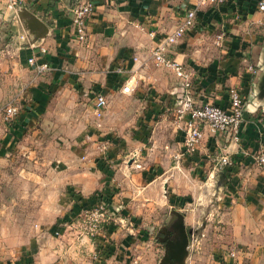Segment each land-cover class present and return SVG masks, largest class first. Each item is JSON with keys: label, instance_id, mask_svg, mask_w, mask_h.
<instances>
[{"label": "crops", "instance_id": "obj_1", "mask_svg": "<svg viewBox=\"0 0 264 264\" xmlns=\"http://www.w3.org/2000/svg\"><path fill=\"white\" fill-rule=\"evenodd\" d=\"M84 1L27 0L17 16L0 0V111L12 102L20 108L13 122L0 115V264H131L136 257L140 264H157L159 249L153 239L163 245L173 237L176 213L183 214L192 231L182 264H225L231 249L239 251L245 264H264V173L255 162L264 150V93L258 90L264 73L262 0L198 7L196 27L171 49L172 60L195 71L199 102L227 107L230 87L240 88L247 100L239 144L208 131L200 147L184 153L183 135L175 124L180 81L168 70L140 68L134 58H147L154 45L149 33L160 39L173 32L196 0H91L95 13L87 22V40L80 43L72 10ZM33 16L47 30H32ZM221 33L226 36L217 46ZM40 48L47 49L45 56ZM32 56L48 62L51 71L36 78L28 65ZM250 65L259 70L251 83L245 79ZM118 67L125 76L116 74ZM136 68L143 82L131 96L137 102L131 139L109 133L101 137V131L121 124L119 114L127 109L109 104L99 130L92 112L94 93L130 100L121 92L120 79ZM30 76L38 81L24 98L19 94ZM80 96L89 98L85 114L92 121L87 124L69 114L84 111ZM38 128L51 132L46 147L36 137ZM103 142L108 145L104 153ZM129 148L131 166L124 167ZM50 149L54 156L47 162ZM224 157L233 161L232 167L220 169ZM203 173L212 182L220 173L227 176L220 198L183 200L176 210L169 194L171 178L190 177L196 191ZM158 185L170 212L152 238L154 208L166 205L156 201ZM99 194L110 196V205L98 242L114 252L103 261L95 259V238L71 232ZM164 251L165 257L166 246Z\"/></svg>", "mask_w": 264, "mask_h": 264}, {"label": "built area", "instance_id": "obj_2", "mask_svg": "<svg viewBox=\"0 0 264 264\" xmlns=\"http://www.w3.org/2000/svg\"><path fill=\"white\" fill-rule=\"evenodd\" d=\"M27 0H5L7 9L19 16L21 9ZM230 0H196L195 8H189L181 22V24L171 33L157 39L156 32H150L149 37L154 42L150 49L149 56L141 59L135 57L134 61L140 64V68L146 69L152 65L156 69L171 71L175 74L181 84V100L175 106V124L183 135V152H192L200 147L208 131L216 134L227 135L234 143L239 144L241 141V127L244 122L245 108L247 100L240 88L230 87L228 90L229 102L227 107H221L211 102H199L195 97L193 69H186L182 64L169 57L171 49L183 40L188 31L194 29L197 25V8L206 5L222 6ZM259 11L264 13V0L259 3ZM95 4L91 1H84L76 5L72 10V28L76 40L84 43L87 40V22L95 13ZM225 33L217 36L216 45L221 46ZM24 41L27 39L22 37ZM47 49L40 48V55L45 56ZM28 65L34 69L36 78L51 71L48 62H38L37 56L28 59ZM119 76H125L126 71L123 67L115 70ZM136 68L132 75L128 78L120 79L122 85L121 92L127 96H133L138 88L139 80H137ZM248 77L252 80L257 77L259 70L257 67L250 65L248 67ZM92 112L94 117L101 121L105 118L106 111L109 107V99L102 91L94 93ZM5 122H13L20 114V108L13 102L5 106L1 111ZM177 159L181 154L176 155ZM256 164L264 173V150L255 157ZM233 166V161L224 157L220 163V169ZM109 202L99 200L95 206L86 209L79 217L78 227L88 236L99 237L102 235L103 225L109 220ZM63 232L56 233L60 236ZM228 261L225 264H245L241 261V254L236 249L228 251ZM95 259L102 261L103 258L96 252ZM141 259L136 257L131 264H140Z\"/></svg>", "mask_w": 264, "mask_h": 264}, {"label": "rangeland", "instance_id": "obj_3", "mask_svg": "<svg viewBox=\"0 0 264 264\" xmlns=\"http://www.w3.org/2000/svg\"><path fill=\"white\" fill-rule=\"evenodd\" d=\"M152 66V65H151ZM152 68H154L152 66ZM154 70H157L154 68ZM30 80V81H29ZM28 81V84L27 86L23 87L22 91L20 92V96L22 95L24 98H28L27 97V92L31 91V89L36 85L38 79H36L34 76H30V79ZM137 80H139V78H137ZM143 82V80H140ZM139 81V82H140ZM143 85L144 84H140V86L143 88ZM139 87V85H138ZM96 91V90H94ZM137 91V90H136ZM106 94V93H105ZM135 95V94H134ZM133 95V96H134ZM22 97V98H23ZM130 100H123V99H119V98H108L109 99V104L111 106L112 109H119L121 108L122 106L127 109V111H125V113H120L119 115H121V117L119 118V120H121V124H118L116 125L115 127H108L106 128V131H101V137L105 136L106 134H116L118 137H127V139H131V135H132V129H133V126H134V122H133V116H135V114H137L136 112V108L137 106H134V105H137V102L132 100L131 99V96H129ZM17 99V98H15ZM82 99H85L83 100L84 102H82L81 104L85 106L84 108V111H80L79 113L77 114H74V113H69L70 114V117L71 119L74 118V120H81L83 119L85 121V123L87 124V122H90L92 121L91 118H89L88 116H86V110H87V106L86 104H88V97H83V96H80L78 97V100L81 101ZM18 103V102H17ZM19 107V103L17 105ZM129 109H131V111L129 112ZM0 115H2L1 111H0ZM3 119V118H2ZM102 122L103 120L101 121H95V126L97 127V125H101V127H99L98 129L99 130H102L103 129V126H102ZM123 123V124H122ZM40 130V133H37V136L38 138H40V145L42 147H46L48 146V139L51 138V132L48 133L45 129H41V128H38ZM30 136H32L33 134L30 132ZM33 146V145H31ZM107 147L108 145L103 142L101 145H100V151L101 152H106L107 151ZM128 156L126 158V160L124 161V163L122 164V166L124 167H129L130 163H129V158H131V156H129L131 150L130 148L126 151ZM47 156H49V160L50 161H47V162H52L51 159H53V157L51 156H54V151H52V149H50L47 153ZM49 165V163L47 164ZM47 165L45 167H47ZM131 166V165H130ZM200 183H199V188L198 190H193V181H190V177H189V181L186 179V177L184 176H177V177H172V186H171V190L169 191V194L171 195V202L172 204L176 205V210H179L182 206V202L183 200H187V199H191L192 201H196L197 203L198 202H201V203H204V202H207L209 200H212V201H216L220 198V195H221V192H220V188L217 184V181H218V177L215 176V179L213 180L214 182H212L211 180L209 181V177H208V173H203L200 177ZM192 180V179H191ZM187 181V182H186ZM219 188V190H218ZM159 193H157L156 195V201H164L166 203V205L164 206H161V208H158L156 206V208H154V216H152L151 218V221H150V230L151 233H153L152 235V238H154L156 236V231L158 230L159 226L161 225H164L167 221V219L169 218V212H170V208H169V204L167 205L168 202V198L165 199V192H164V188L163 186H159L158 185V189ZM181 204V205H179ZM110 205V204H109ZM109 208V206H108ZM83 213H81L80 215H82ZM79 220V218H78ZM77 220V221H78ZM159 223L158 225L156 224L155 226V223ZM66 226V225H65ZM68 226V225H67ZM73 226V225H72ZM75 226L76 227H72L74 229V231H71V232H75L79 235V237H91V236H88L84 231H82L79 227H78V222L75 221ZM151 227H154V228H151ZM67 228V227H66ZM147 227V229H149ZM66 234V233H65ZM93 238V237H92ZM153 243H154V246H156L157 249H159V253L157 254L156 258L154 259V263L156 262L157 264H159L160 260H163L164 259V246L158 241V239H153ZM0 244L3 245V241H0ZM1 249V247H0ZM163 264H166L165 260L162 262Z\"/></svg>", "mask_w": 264, "mask_h": 264}, {"label": "water", "instance_id": "obj_4", "mask_svg": "<svg viewBox=\"0 0 264 264\" xmlns=\"http://www.w3.org/2000/svg\"><path fill=\"white\" fill-rule=\"evenodd\" d=\"M40 27H43L45 30H47L45 24L37 17L33 16L32 21L30 22V28L32 30H35L36 28ZM258 90L264 93V73L261 76ZM227 182V176L224 173H220L219 179L217 181L219 188L224 187ZM175 216L176 217L171 228L174 235L167 242L166 255L164 257V260L169 264H182L186 256L188 255V248L190 246V237L192 235V231L187 230L183 214L176 213Z\"/></svg>", "mask_w": 264, "mask_h": 264}, {"label": "trees", "instance_id": "obj_5", "mask_svg": "<svg viewBox=\"0 0 264 264\" xmlns=\"http://www.w3.org/2000/svg\"><path fill=\"white\" fill-rule=\"evenodd\" d=\"M245 79H246V81L247 82H252V77H246L245 76ZM232 167V166H231ZM229 168V167H228ZM227 168V169H228ZM227 173H228V171H226ZM99 200H106V201H108L109 203H110V196H108V195H105V196H103L102 194H99L98 195V200L96 201V202H94L92 205H91V207H89V208H92L93 206H95L96 204H97V202L99 201ZM88 208V209H89ZM60 232H63V230H61V231H56V233H60ZM96 240H97V242H98V240H100L101 239V236H99V237H94ZM99 243V244H98ZM97 243V253L101 256V258H103V260H108L109 258H111L112 256H113V251L109 248V247H105V246H103L100 242H98ZM102 260V261H103Z\"/></svg>", "mask_w": 264, "mask_h": 264}, {"label": "flooded vegetation", "instance_id": "obj_6", "mask_svg": "<svg viewBox=\"0 0 264 264\" xmlns=\"http://www.w3.org/2000/svg\"><path fill=\"white\" fill-rule=\"evenodd\" d=\"M169 240H167V241H165L164 243H163V246H164V248H165V246L167 245V242H168Z\"/></svg>", "mask_w": 264, "mask_h": 264}]
</instances>
